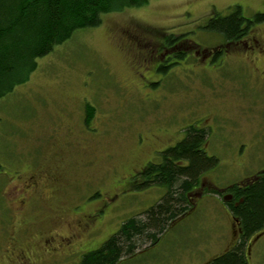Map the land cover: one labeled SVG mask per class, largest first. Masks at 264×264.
<instances>
[{
    "label": "rangeland",
    "instance_id": "1",
    "mask_svg": "<svg viewBox=\"0 0 264 264\" xmlns=\"http://www.w3.org/2000/svg\"><path fill=\"white\" fill-rule=\"evenodd\" d=\"M235 8L251 20L264 14V0H150L142 8L106 14L99 27L77 32L39 59L28 80L0 99V264H7L3 247L8 218L19 206L10 203L15 199L11 177L57 166L58 184L52 193L47 188L42 193L54 194L55 207L67 216H73V209L89 211L105 194L122 191L115 202L106 203L112 211L92 239L83 238L89 248L82 255L98 249L123 222L162 198L164 188L124 186L121 178L129 179L130 166L158 162L159 153L181 141L190 126L207 130L202 150L218 161L200 177L203 194L192 198L188 214L117 264H208L230 250L236 225L213 192L264 168V120L253 117L263 106L243 65L223 55L195 53L224 44L202 26L213 14L224 17ZM258 24L264 29V21ZM130 36L151 41L155 52L159 43L171 46L168 37L190 51L147 79L146 67L131 74L128 64L134 53L125 44ZM86 105L94 109L90 126L84 123ZM54 137L69 143L63 153H57ZM147 139V152L141 154L137 148ZM151 146L156 150L152 155ZM52 216L39 206L19 219L37 236L38 231L56 229L54 219L47 222ZM247 247L249 264L252 248L253 264H264V231ZM34 252V264H49Z\"/></svg>",
    "mask_w": 264,
    "mask_h": 264
},
{
    "label": "trees",
    "instance_id": "2",
    "mask_svg": "<svg viewBox=\"0 0 264 264\" xmlns=\"http://www.w3.org/2000/svg\"><path fill=\"white\" fill-rule=\"evenodd\" d=\"M150 0H0V99L16 85L24 84L35 71L37 61L51 54L83 30L101 25L104 15L125 9L142 8ZM263 22L264 14L254 17ZM247 22L240 8L226 16L213 14L202 30L224 42L236 40ZM176 42V43H174ZM170 45H179L170 37ZM174 43V44H172ZM93 107H84V123L90 126ZM184 138L159 153L158 162L148 163L141 187L165 189L162 198L148 210L126 220L101 246L83 256L78 264H117L156 237L173 220L188 214L193 197L199 196L200 177L217 167L202 146L205 128L190 126ZM219 195L229 214L241 229V237L228 252L208 264H246L247 239L264 228V172L245 182L213 192ZM224 194L232 195L223 201ZM241 200V202H239Z\"/></svg>",
    "mask_w": 264,
    "mask_h": 264
},
{
    "label": "flooded vegetation",
    "instance_id": "3",
    "mask_svg": "<svg viewBox=\"0 0 264 264\" xmlns=\"http://www.w3.org/2000/svg\"><path fill=\"white\" fill-rule=\"evenodd\" d=\"M259 23L261 24V22ZM260 27L262 26L259 25L258 22H255L254 19L247 20V22L244 21V23L241 25V33L236 40L229 42L223 41V45L211 50L206 49V51L200 49L195 53V55L204 54L208 56L215 53V55H223V58H227V60H230L231 58L236 65H243V67L247 70L250 79L252 80V82H250V84H252L251 87L255 90L257 98L262 101L263 108L261 113H259V116H253L254 119L259 117V120H261L260 122L262 123V120H264V29ZM168 39H170V37L167 38V41ZM128 40L129 41H125V44L127 47L130 46L132 52L134 53L131 62L128 58L130 62L128 65L131 70V74L136 75V73L138 74L142 67H146V69L143 70V73L146 75L147 79H151L158 72L163 71L174 64H177V62H173V59L177 58L178 54L184 56L188 51H190L189 49L182 48L181 45L174 44L168 46L167 44L165 45V43H159L160 47L155 52L152 49L154 47L149 44L151 41L147 39L130 36L128 37ZM228 49H232V56L227 54ZM151 137L153 140L157 139L155 136ZM56 142V149L59 151L57 152L59 154L63 153L66 149L65 145L69 144L67 141H64V139L60 141L56 138ZM149 143L150 142L147 139L143 145L138 146V152L141 154H146L147 150H145L143 147L148 146ZM71 146L73 145L71 144ZM155 151L156 150L152 148L151 155ZM58 163V167H61L62 162L59 161ZM132 164L133 163H130L129 165ZM146 165L147 164L143 163L141 166L138 164L136 166H130V168L133 170L131 172V176H129V179L124 181L121 178V181L125 183L124 186L132 185L133 183H140L139 185H141L142 180L139 179L140 181H135V179L136 177H141L140 175L142 174ZM55 167L49 169L42 167L40 171H31V173L27 175H14L10 178L12 184L14 182L12 187L14 190L13 196L15 198L11 200L10 203L11 205L18 203L19 206H15V210V207L13 208L15 215H10L6 226V229H9V231L5 241L6 246L4 245L3 247V253L7 258V264H34L33 257L36 255L34 252L35 250H37V252L41 255V259H44V262L48 261L49 264H71V262L74 259L76 260L79 256L81 260L83 256L89 252H92L89 251L81 255L83 251L89 248V246L86 245L88 243L84 242L83 238L89 240L92 239V235H94L101 228L102 224L105 223L107 218L106 214L112 211V207H107L106 203L115 202V200L120 196L119 194L122 192L121 191L120 193L111 195H108V193L105 194L104 200L95 207L90 206L91 210L89 211H77L76 209H73V216L64 215L59 211L60 208H57L58 206L55 207V195H44V193H42V190L46 188L49 190V193H52L53 186L58 184L60 174L56 172L57 166ZM263 172L264 168L256 174L244 178L238 184L245 182L252 176L262 174ZM114 187L119 186L115 185ZM114 187H111V189ZM202 187L204 188V184ZM108 190H110V188ZM202 191L203 190L199 188V196L203 194L201 193ZM231 196L232 195L224 194L221 199L226 201L230 199ZM239 202H241V200ZM39 206L53 212L54 216H52V218H50V220L47 222L53 221L54 219V223L56 222L57 227L56 229H45V231H38L36 234L37 236H35L28 233L26 229L27 224L21 221L19 218L25 211H32ZM223 207L228 213L230 220L236 225V241L232 245V247H234L237 244L238 239L241 237V229L239 228L237 222H235L236 220L229 214L225 205H223ZM263 231L264 228L251 235L247 239L246 249L248 248L247 246L250 243L251 238L255 235H258L259 233H262ZM249 254L251 255V264H253V256L255 254L253 248L250 249ZM35 258L37 259V255ZM246 260V264H249L248 258Z\"/></svg>",
    "mask_w": 264,
    "mask_h": 264
}]
</instances>
